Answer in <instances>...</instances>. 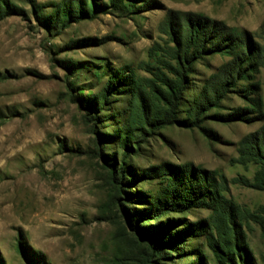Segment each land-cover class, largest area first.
<instances>
[{
    "label": "rangeland",
    "instance_id": "1",
    "mask_svg": "<svg viewBox=\"0 0 264 264\" xmlns=\"http://www.w3.org/2000/svg\"><path fill=\"white\" fill-rule=\"evenodd\" d=\"M81 1L95 11L61 26L52 16L67 0H0L8 8L0 13V264H217L212 247L223 243L241 252L236 264H264V164L247 149L264 145V0ZM194 18L233 30L254 50V69L243 66L246 79H238L231 72L243 60L204 52L177 119L226 79L217 105L199 127L167 125L127 151L121 130L130 108L155 111L153 85L176 80L168 66L176 41H185L184 19ZM111 81L105 107H85L98 105ZM123 159L130 171L121 178ZM191 171V187L209 195L138 218L181 236L149 258L153 238L141 239L129 216Z\"/></svg>",
    "mask_w": 264,
    "mask_h": 264
},
{
    "label": "trees",
    "instance_id": "2",
    "mask_svg": "<svg viewBox=\"0 0 264 264\" xmlns=\"http://www.w3.org/2000/svg\"><path fill=\"white\" fill-rule=\"evenodd\" d=\"M67 1L68 2H62V4L57 7L52 16V19L55 21V23L60 24L61 26H65V24H67V20L77 19L76 15H79L80 17L87 16L95 11L94 4L91 1L88 3V7L85 9L83 8L85 4L81 0H75L78 4V11H73L71 9L72 0ZM110 3L117 8H126L123 0H110ZM5 10L8 11V8L6 7L4 10H1L0 8V13H4ZM41 19H44L43 16H41ZM184 21L186 32L183 33V38H185V41H183L184 43L180 42L179 40L176 41L177 46L172 56V60L174 61L175 65L168 66L171 71H174L176 80H167L164 82V80L158 78L162 83L161 88L159 89L153 85V93L156 92L157 94L153 95V98L157 104L155 105V111L152 114H147V106L145 103H142L141 107L139 106V108L134 109V106L130 108V120L121 130L123 135L121 144L127 151L133 150L130 142H133L136 145V148L139 149L148 134L158 131L164 126L174 124L182 128L190 129L193 127H199L211 105H217L219 101V95L224 94V90L226 89L225 87L229 83L226 81V79L224 82L219 83L215 90L211 91L212 94H210V96L209 94H202L199 97H195L192 102V107L187 110L186 118L182 120L177 119V112L181 106L183 93L185 86L187 85L186 77L190 73L195 59H198L197 57L201 58V55L204 52L221 51L224 54L229 55V57H232V59L235 61L243 60L240 65H235L231 72V75L235 74L236 78L238 79H246L243 66H249L254 69L252 66L254 63H252V60L255 61L253 57L254 50H252L248 44L242 42V40L239 39V36L233 30L221 25L219 26V24L210 22L207 19L194 18L184 19ZM173 33H176L174 29ZM208 45L211 46L213 50H207L206 47ZM231 75L228 76L230 79ZM126 83L133 84V82L130 80L126 81ZM231 85L233 87V84ZM114 87L115 85L112 81L108 82V85L102 89L98 97L99 104H93V102L91 103L90 100V103L85 102L87 103L85 104V107H94L95 112L99 106H101L99 109H103L108 102V94L111 93V90H114ZM247 149L249 150L248 155L252 159L260 161L262 164H264V145L256 144V146L253 147L251 146L250 142ZM125 157L126 156H124V159ZM124 159L121 161V167L117 168V171H120L119 174L121 178H123L124 175L128 174L130 171V168L125 166L123 162ZM110 165L112 168H114V161H112ZM138 177L141 178V175ZM173 178L176 179L171 181L166 180V185L162 189V195L158 196V194L152 195L149 193L152 196L151 202H148L149 209L145 211H139L136 215L129 216L135 225V228L130 226L131 229H135L141 239H143V233L150 236L148 238L149 240H152L153 238V242L149 244L152 254L147 252V256L149 258L153 256L154 253H159L162 247L169 246V244L174 243L176 240L181 238V236L175 232H169V228H160V226H162L160 221H156L155 226L148 225L141 227L139 224H137L138 218L141 216V214L146 213L156 217L162 213L160 212L161 209L170 207L169 202L171 206L183 209L187 205L196 204L197 201L200 198H204L205 195H209L208 189L206 187H202L201 185H197L196 188L191 187V180L195 179V174L193 171L188 172L187 175H185L184 172H178V176ZM185 179L187 182H184ZM181 186H184L185 188L180 190ZM211 187L212 186L209 185V188ZM166 221V225H169L168 222L170 221ZM192 228L201 230L199 224ZM189 230L190 229L187 228L183 232H188ZM233 245L234 244L229 245L227 243H223L220 248L212 247V251L215 254L214 258L217 264H236L235 252L236 250L238 251V249ZM221 249L224 251L223 253L220 252ZM240 253L241 252L238 251V257H240ZM242 253L244 255V257L242 256V260L246 262L245 250H243ZM190 263L203 264L201 258H198L196 261Z\"/></svg>",
    "mask_w": 264,
    "mask_h": 264
}]
</instances>
